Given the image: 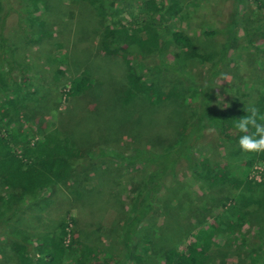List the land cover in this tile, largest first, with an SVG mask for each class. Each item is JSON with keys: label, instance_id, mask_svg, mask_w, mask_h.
I'll return each mask as SVG.
<instances>
[{"label": "trees", "instance_id": "trees-1", "mask_svg": "<svg viewBox=\"0 0 264 264\" xmlns=\"http://www.w3.org/2000/svg\"><path fill=\"white\" fill-rule=\"evenodd\" d=\"M76 1L83 8L81 16L86 11L87 18L93 21L96 19L93 10L103 21V29L92 31L101 32L100 41L97 40L102 53L81 51L85 68L79 74L75 72L65 96L80 105L86 101L87 106H97L98 102L103 109L105 96L98 95L102 92L95 89L109 82L103 73L94 74L89 70L90 59L114 58L124 66L119 92L122 116L127 115L129 108L124 105L135 99L153 106L154 115L164 110V103L172 104L171 100L179 99L183 106L173 110L179 123L173 135L161 139L162 148L147 151L135 147L128 156L110 151L101 154L131 166L142 164L150 168L139 187L133 184L129 204L121 214L120 229L106 230V245L90 246L89 240H94L100 228L95 227L88 234L80 226L81 220L66 219L69 211L52 221L56 198L68 197L74 191V187L65 186L73 177L74 164L83 160V152L78 144L51 132H40L39 138L33 140L31 127L22 126L19 117L25 111L26 102L32 100L38 90L29 76L31 66L18 62L14 44L6 37L5 30L10 17L17 15L16 24L26 42L35 34L27 29L39 22L33 14L42 12L47 18L53 13L49 6L56 4L63 17L67 9L61 0H0V227L7 230L0 239V259H4L7 249L12 253L14 264H145L161 239L171 242L179 238L178 242H184L188 238L184 251L176 245L166 249L162 257L164 264H208L214 260L216 239L227 241L221 245L224 248L232 241L240 243L241 248L236 250L232 246L231 252L243 255L249 264H264V151H241L236 143L239 133L232 127V121L243 115V109L249 104L257 105L264 112V81L262 88L255 87L262 79L253 75L250 67L254 64L264 68V0H221L223 14L214 27L204 29V35L210 42L209 47L219 38L226 41L227 46L225 48V42L221 51L208 53L189 50L193 40L181 22L189 17L193 8L191 0ZM73 4L76 5L74 1ZM24 16L29 24L23 21ZM89 32L87 25L85 36L89 37ZM171 49L177 56L165 58L164 53ZM236 50L246 57L238 83L245 89L253 84L245 80L246 75L255 82L253 90L247 92L256 96L233 99L228 109L218 111L214 108L212 76H217L224 65L232 62L228 58ZM193 61L207 67V76L200 81L192 80L191 75L180 70L188 68V63ZM147 70L152 74H146ZM59 74L63 72L58 71L57 78ZM164 76L187 81L191 86L190 94L174 84L166 88L161 84ZM180 113H186L187 117L182 120ZM206 129L216 134L222 154L220 162L209 158L196 160L191 156ZM99 141L106 142L103 138ZM256 166L263 168L259 179L251 177ZM181 168L192 174L200 193L197 196L188 193L185 191L188 187L174 189L171 197L180 203H174L169 211L178 226L145 227L155 205H160L159 190L180 184L167 186L166 182L172 181ZM98 179L100 182L113 180L107 175ZM104 199L115 201L114 197ZM215 201V209H220V213L210 218L211 226L206 228L204 219L207 215L210 217L209 210ZM164 203L165 199L161 204ZM186 203L190 206L186 207L189 209L185 221L194 218L195 224L184 228L174 214L177 211L180 216ZM46 211L50 213L49 218ZM247 224L253 227L251 234V229H244ZM31 246L39 251V256L32 254ZM0 264H3L1 260Z\"/></svg>", "mask_w": 264, "mask_h": 264}, {"label": "rangeland", "instance_id": "rangeland-1", "mask_svg": "<svg viewBox=\"0 0 264 264\" xmlns=\"http://www.w3.org/2000/svg\"><path fill=\"white\" fill-rule=\"evenodd\" d=\"M48 1L53 2L55 0ZM73 1L76 5L73 4ZM77 2L76 0H61L63 7L65 6L67 11H70L68 13L64 10L63 17L59 13V7L56 4L49 6L53 13L47 18L41 15L42 12L33 14V17H36L39 22L32 24L34 28L27 29L35 34H32L26 42L23 41L25 36L22 30L16 24L17 15L10 17L5 34L8 40L14 44L15 56L18 62L31 66L32 71L29 76L38 90L33 99L26 102L25 111H22L19 117L22 126L26 129L31 127L33 130L32 135L34 134L33 140L39 138L40 132H51L68 142L78 144L83 152V160L74 164L73 177L65 186L66 188L74 187V191L68 194L69 191L63 187L68 197H65L67 199L56 198L54 212L51 213L50 218L52 221H56L62 215L64 216L66 211H69L66 219L75 217L81 220L80 226L88 234L91 229L100 228L94 240H89L90 246H95L97 243L106 245V230L120 229V220L123 217L121 214L129 204L133 184L139 187L143 183L144 176L150 172V168L142 164L131 166L117 159L106 158L101 154L110 151L120 152L128 156L135 147L147 151L152 148H162L164 145L161 144V139L170 136V134L173 135L179 123L177 114L173 110L174 108L178 110V106L182 105V101L175 99L171 100L174 101L172 104L166 102L167 104L164 103V110L162 108L163 111L161 110L160 113L154 115L152 112L153 106L148 107L140 102L141 99H135L130 104L124 105L129 106V108L127 115L122 116L120 105L123 106V104L119 98V92L124 66L114 58H98L97 56L90 59L89 70H92L94 74L103 73L106 81L109 82V85L97 86L95 89L100 93L102 92L98 95L105 96L106 102L103 109L98 102V107L94 104L87 106L86 101L80 105L77 100L65 96L75 72L78 71L77 74H79L85 68L84 55L81 51L102 53L98 49L101 32L93 33L92 31L103 29V21L93 10L91 12L96 15L95 20L88 19L86 11H83L81 16L83 8L77 5L79 4ZM190 4L193 8L189 17L181 22L182 28L193 40V45L190 46L189 50L193 49L198 53H208L212 50L221 51L226 41L224 42L222 38H219L217 41H213L212 46L209 47L210 42L204 35V29L214 27L217 24L219 16L223 14V3H221V0H191ZM23 21L29 24L26 16H24ZM87 25L90 27L89 37L85 36ZM83 35L85 36L83 39L76 41ZM41 36L44 37L43 40L39 39ZM226 46L227 42L225 48ZM174 51V49H171L170 52H165L164 57L174 58V56H177V52ZM234 52L235 54L230 55L228 58L232 62L229 65H224L217 76H212L215 90L214 108L218 111L228 109L233 99L240 98L242 100L243 98L248 99L256 96V94L250 95L247 92L250 89L253 90L255 82L250 81L246 75L245 80L248 83L253 82V84L248 85L245 89L241 88V84L238 83L240 81V69H244L246 57L240 53V50ZM188 66V68L181 67L180 70L183 71V74L191 75L192 80L200 81L202 77L207 76V67L201 66L198 61L190 62ZM250 67L251 73L262 79L261 82L256 83L255 87L259 85V88H262L264 68L260 69L254 64ZM58 71L63 72V74H59L57 78ZM146 74H152V71L147 70ZM113 82L119 83L114 86ZM161 84L166 88L174 84L178 88H183L184 93L190 94L191 92L190 84L185 80H178L176 77H161ZM184 114L180 113L182 120L187 117V114L186 116ZM100 138H103L106 142H100ZM218 148L219 144L214 130L206 129L203 136L195 144L191 156L196 160L209 158V160L217 159L220 162L222 154ZM263 168L256 166L253 170L254 175L251 174V177L259 179L258 176ZM181 169L176 171L175 178L172 181L166 182L167 186L180 183L179 186L159 190L157 197L160 205H155V211L150 213L148 220L144 223L145 227L170 229L178 226L177 221L169 211L174 203H180V201L171 197L174 189L188 187L189 189L185 190L186 192L196 196L200 193L198 183L193 180L192 174L184 168ZM106 175L113 179L112 182H100L98 177L101 178V176ZM221 192L224 193V190H221ZM193 195L191 198H193ZM106 197H114L115 201L105 200ZM164 199L165 203L161 204ZM188 200H191L189 195ZM215 203L216 201L210 207V217L207 215L208 217L206 216L204 219L207 222L206 228L211 226L210 218L220 213V209H215ZM206 204L209 206L207 201ZM187 206H190V204H184V210L180 212V216L177 211L174 214L183 223L184 228L195 224L194 218L185 221L189 209L186 208ZM55 209H58V212ZM45 214L49 218L50 213L46 211ZM170 216L171 221L169 222ZM5 228L0 227V239L4 237V233H7ZM244 229H251L249 233L251 234L253 227L247 224ZM178 241L179 238H173L171 242L167 239H161L152 248V255L144 263L164 264L162 257L167 248L176 245L180 250H185L188 238L184 239V242ZM226 242L225 240L219 241V239H216V245L213 248L215 252L214 260L208 264H249L243 255L238 256L237 252H231L232 246L236 250L240 249V243L232 241L227 243L225 248L221 246ZM29 249L35 257L39 256L40 253L34 246ZM117 253H119V250ZM11 254L6 249L4 259H0L1 262L3 264H14Z\"/></svg>", "mask_w": 264, "mask_h": 264}, {"label": "clouds", "instance_id": "clouds-1", "mask_svg": "<svg viewBox=\"0 0 264 264\" xmlns=\"http://www.w3.org/2000/svg\"><path fill=\"white\" fill-rule=\"evenodd\" d=\"M232 127L239 133L236 143L241 151H264V112L257 105L245 107L243 115L232 121Z\"/></svg>", "mask_w": 264, "mask_h": 264}]
</instances>
